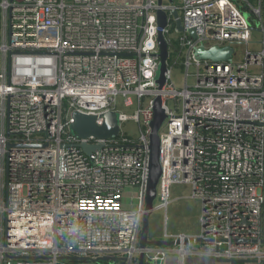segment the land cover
Wrapping results in <instances>:
<instances>
[{
  "label": "built area",
  "instance_id": "built-area-1",
  "mask_svg": "<svg viewBox=\"0 0 264 264\" xmlns=\"http://www.w3.org/2000/svg\"><path fill=\"white\" fill-rule=\"evenodd\" d=\"M159 9L170 49L161 90ZM245 11L264 35V0H0V264H101L107 256L137 264L158 97L168 118L157 208L168 209L173 186H189L211 241L197 254L264 264V38L262 49L234 60L236 46L253 40ZM201 46L232 47V60H198ZM172 67L186 70L183 89ZM119 97L125 106L136 98L132 115L117 110ZM75 111L98 126L118 113L120 134L73 136ZM128 121L139 138L122 131ZM83 144L101 148L87 154ZM188 247L148 249L146 262L184 260L194 254Z\"/></svg>",
  "mask_w": 264,
  "mask_h": 264
},
{
  "label": "water",
  "instance_id": "water-1",
  "mask_svg": "<svg viewBox=\"0 0 264 264\" xmlns=\"http://www.w3.org/2000/svg\"><path fill=\"white\" fill-rule=\"evenodd\" d=\"M164 0H158L159 5L163 4ZM170 3H174L175 0H168ZM172 15L177 23V29L180 32H184L182 27V22L180 19V15L178 10H172ZM157 19H158V37L157 43L159 47L158 57L160 60L157 76H156V85L161 90L163 89L168 82V61L170 57V49L167 38L164 34V29L168 26V14L159 9L157 11ZM190 35L197 39V35L194 30L189 31ZM234 53V49L232 47L220 48L218 46H214L210 49H205L204 46L199 47L196 50V58L198 60H203L208 62H213L218 64L220 62L226 63L232 60V56ZM153 111L154 118L150 124L151 133L149 136L150 140V155H149V174L146 185L145 192V212L143 216V224L142 231L140 235L139 248L140 254L138 257L134 259L137 264H148L146 262V252L148 249H156V248H175L180 247L182 244L185 246L191 245H206L210 240L204 238V227L205 221L201 219V231L198 237L196 238H186L184 239H175V240H162V239H151V218L154 213L158 210L155 206V202L157 200V188L162 176V166L160 163V131L168 118V114L164 108V104L161 97L155 99L153 103ZM104 124L102 126H98L96 124L97 117L94 115H87L78 111H75L72 114V118L74 122L71 125V134L80 139H86L88 137H95L101 140H108L118 137L120 134V121L119 114L116 112H108L103 116ZM171 118H174L173 116ZM82 148L87 154H92L96 150L101 148V145L90 146L87 144H83ZM205 215L202 214V218ZM264 243V240H263ZM64 260L79 263L81 261H91V259L84 258L80 259L78 257H63ZM103 262H120L122 259L115 256H107L99 259ZM219 264H255V261H229V260H216ZM121 264H125L124 261Z\"/></svg>",
  "mask_w": 264,
  "mask_h": 264
},
{
  "label": "rangeland",
  "instance_id": "rangeland-1",
  "mask_svg": "<svg viewBox=\"0 0 264 264\" xmlns=\"http://www.w3.org/2000/svg\"><path fill=\"white\" fill-rule=\"evenodd\" d=\"M167 2V0H165ZM178 1V0H176ZM245 16L251 26V28H254L252 31V43L247 47L246 45H240L236 46V52L234 55V60H244L246 55V50L249 48L253 51H259L262 49L261 42L263 41L264 35L262 32L258 31V28L260 27V21L252 16V14L249 11H245ZM171 80L172 83L177 87V89H183L185 85V73L186 70L183 69V67H172L171 68ZM191 73H194V69L192 68ZM195 83L194 75H191L189 77V84L192 85ZM132 101L131 106H125L124 105V98L119 97L117 99V110L120 112H124L127 115H132L136 109H137V100L135 97H130ZM171 107L173 106L172 103H170ZM122 131L126 132L129 136L132 138H139V129L137 125L133 121H128L123 124ZM192 193V189L189 186H173L171 189V198L174 200L173 203H175V210L174 213L176 214V221L179 223L180 229L186 232L191 231L193 228H198V231L201 230V219L202 214H205L204 212V206L202 202L198 199H193L190 197ZM159 204L158 200L155 202V206L157 207ZM170 207V205H169ZM169 210L161 209L157 210V212L162 213L165 221H168V224L172 223V214H171V208H168ZM155 212L154 215L157 213ZM168 216V219H167ZM165 230V229H164ZM197 235L196 237H198ZM196 237H190V238H196ZM202 246L200 245H192L190 248H188L189 251H191L194 254L200 253ZM110 264H113L112 262ZM247 264V263H244Z\"/></svg>",
  "mask_w": 264,
  "mask_h": 264
},
{
  "label": "crops",
  "instance_id": "crops-1",
  "mask_svg": "<svg viewBox=\"0 0 264 264\" xmlns=\"http://www.w3.org/2000/svg\"><path fill=\"white\" fill-rule=\"evenodd\" d=\"M134 193H135L134 190H129L126 194L125 205L128 208H130L131 196ZM173 202L174 200L170 204V207H168V208H171V214H172V223L170 224V226L168 224V221H165L164 223V218H163L162 213L160 212L158 213L156 211L157 213L152 216L151 218L152 230H151V235H150L151 239L175 240L180 237H186V238L196 237L197 235L200 234L201 230L198 231V228L196 229L193 228L189 232H186L180 229L181 227L179 226V223L176 221V214L174 213V210L176 208L174 205L175 203ZM158 210H161V209H158ZM167 219H168V216H167ZM164 264H219V263H217L216 260L211 257L209 258L205 256H200L199 254H189L186 256L184 260L178 255H171L166 259Z\"/></svg>",
  "mask_w": 264,
  "mask_h": 264
},
{
  "label": "trees",
  "instance_id": "trees-1",
  "mask_svg": "<svg viewBox=\"0 0 264 264\" xmlns=\"http://www.w3.org/2000/svg\"><path fill=\"white\" fill-rule=\"evenodd\" d=\"M172 58V57H171ZM171 60V59H170ZM72 264H77V263H75V262H72ZM101 264H105V262H101Z\"/></svg>",
  "mask_w": 264,
  "mask_h": 264
}]
</instances>
